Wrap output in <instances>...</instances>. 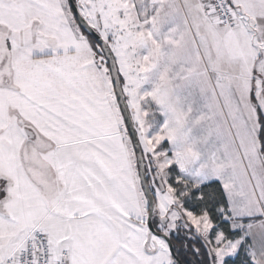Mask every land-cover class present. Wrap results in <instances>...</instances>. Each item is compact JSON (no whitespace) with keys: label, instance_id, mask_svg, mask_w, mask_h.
Returning a JSON list of instances; mask_svg holds the SVG:
<instances>
[{"label":"snow or ice","instance_id":"snow-or-ice-1","mask_svg":"<svg viewBox=\"0 0 264 264\" xmlns=\"http://www.w3.org/2000/svg\"><path fill=\"white\" fill-rule=\"evenodd\" d=\"M0 264H264V0H0Z\"/></svg>","mask_w":264,"mask_h":264}]
</instances>
